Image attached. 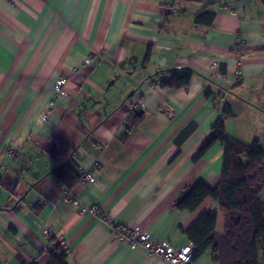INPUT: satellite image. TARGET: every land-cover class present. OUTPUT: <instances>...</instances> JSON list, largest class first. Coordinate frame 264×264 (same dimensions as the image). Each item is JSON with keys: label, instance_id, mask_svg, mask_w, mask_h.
Wrapping results in <instances>:
<instances>
[{"label": "crops", "instance_id": "obj_1", "mask_svg": "<svg viewBox=\"0 0 264 264\" xmlns=\"http://www.w3.org/2000/svg\"><path fill=\"white\" fill-rule=\"evenodd\" d=\"M203 9L210 26L195 22ZM171 72H190L189 85L160 87ZM225 105L230 136L248 143L247 128L262 141V0H0V264H48L55 245L65 264H167L105 223L182 248L210 211L222 232L216 201L174 203L198 182L218 185L222 146L195 157ZM131 111L141 120L127 134ZM68 163L72 188L54 174ZM93 204L99 214L81 211ZM194 264L213 263L204 253Z\"/></svg>", "mask_w": 264, "mask_h": 264}, {"label": "trees", "instance_id": "obj_2", "mask_svg": "<svg viewBox=\"0 0 264 264\" xmlns=\"http://www.w3.org/2000/svg\"><path fill=\"white\" fill-rule=\"evenodd\" d=\"M213 17V12L203 9L195 22L210 26ZM168 74L166 79L160 80V87L179 89L189 85L190 72ZM230 114V108L225 105L223 118L213 123L195 157L203 156L215 143L222 146L223 163L218 185L211 188L198 182L187 188L174 206L178 211L193 212L206 198L218 204L222 232H216L217 215L210 211L203 212L186 231L194 245L193 262L208 253L213 264H264V197L261 196L264 190V146L259 139L244 143L230 136L224 124ZM140 120L136 111H132L127 117L128 130L132 131ZM192 128L183 131L178 142L185 139ZM54 174L68 188L80 179L77 170L69 163L56 168ZM65 256L60 245H55L49 251L48 264H65Z\"/></svg>", "mask_w": 264, "mask_h": 264}, {"label": "built area", "instance_id": "obj_3", "mask_svg": "<svg viewBox=\"0 0 264 264\" xmlns=\"http://www.w3.org/2000/svg\"><path fill=\"white\" fill-rule=\"evenodd\" d=\"M55 82L53 96L59 97L62 89L66 85L67 79L65 77H61ZM129 105L131 107L133 106L132 104ZM50 106H53L52 102L50 103ZM47 115V112L42 114V119H46ZM81 178L89 182L94 181V176L90 172H85L82 174ZM71 198V195L68 194L67 199L71 200ZM84 209H86L85 212H89L90 214H94V211L96 210L95 207L90 206L81 208V211L84 212ZM105 224L109 226L111 237L115 240H126L131 247H142L149 253L164 260L167 264H194L192 261L194 245L192 243H188L181 249L175 250L166 242L159 243L151 240L148 233H141L137 228H129L125 225H115L111 223ZM43 232L45 235H48L46 229Z\"/></svg>", "mask_w": 264, "mask_h": 264}, {"label": "rangeland", "instance_id": "obj_4", "mask_svg": "<svg viewBox=\"0 0 264 264\" xmlns=\"http://www.w3.org/2000/svg\"><path fill=\"white\" fill-rule=\"evenodd\" d=\"M61 77H65L66 79H67V77L66 76H60L59 78H61ZM55 83L56 82H54V85H55ZM67 83V82H66ZM65 87V86H64ZM64 89V88H63ZM62 89V91H61V93H60V95H59V97H52V99H51V101H50V103L52 102V104H53V106H54V103H55V101H57L58 99H60L61 97H62V95H63V93H64V90ZM54 91V90H53ZM131 109H134V108H139V105H138V103L137 102H134V104H133V106L132 107H130ZM134 110H136V109H134ZM132 112V111H131ZM130 112V113H131ZM256 122H253L252 123V126L251 127H254V128H258L259 129V131H260V127L259 126H257L256 124H255ZM128 128H129V126L127 125V130H128ZM132 129V128H131ZM134 129H132V131H133ZM244 131V130H243ZM242 131V132H243ZM128 132H130L129 130L127 131V133ZM240 132V131H239ZM244 134L246 135L247 134V138H249V141H248V143L249 142H251L252 141V133H251V130L250 129H248L247 130V128L245 129V131H244ZM257 135H260V133L258 132V134ZM242 139H243V135H242V137H241ZM260 139H262V141H261V143H263L262 145L264 146V138L263 137H259ZM247 140V139H246ZM240 141H242V140H240ZM97 145H98V143H97ZM7 153L8 154H13L14 153V150L13 149H7ZM262 197H264V190H263V192H262V195H261ZM91 207H95L96 208V210L94 211V214H99V210H98V208H97V206L96 205H90ZM90 206H82V208H84V207H90ZM84 212L83 213H89V212H85L86 211V209H84L83 210ZM103 220H106V218L104 219L103 218ZM169 246H171V247H173L169 242H166ZM175 250H178V249H181V248H175V247H173ZM161 259V258H160Z\"/></svg>", "mask_w": 264, "mask_h": 264}, {"label": "bare ground", "instance_id": "obj_5", "mask_svg": "<svg viewBox=\"0 0 264 264\" xmlns=\"http://www.w3.org/2000/svg\"><path fill=\"white\" fill-rule=\"evenodd\" d=\"M49 112V110H47V113ZM46 119H44V121H45Z\"/></svg>", "mask_w": 264, "mask_h": 264}, {"label": "water", "instance_id": "obj_6", "mask_svg": "<svg viewBox=\"0 0 264 264\" xmlns=\"http://www.w3.org/2000/svg\"><path fill=\"white\" fill-rule=\"evenodd\" d=\"M140 114V113H139Z\"/></svg>", "mask_w": 264, "mask_h": 264}]
</instances>
